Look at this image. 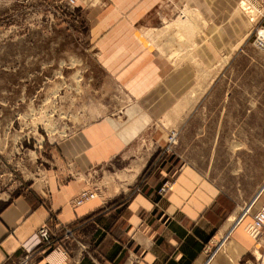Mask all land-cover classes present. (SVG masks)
Listing matches in <instances>:
<instances>
[{
	"label": "rangeland",
	"instance_id": "1",
	"mask_svg": "<svg viewBox=\"0 0 264 264\" xmlns=\"http://www.w3.org/2000/svg\"><path fill=\"white\" fill-rule=\"evenodd\" d=\"M240 1L236 13L246 25L238 26L240 31L228 43L217 41L214 56L193 53L194 37L206 24L195 29L191 21L199 13L179 1L169 15L158 17L155 12L151 24L139 26L138 33L145 44L159 47L174 62L194 59L196 80L162 120L168 130L165 145L134 190L167 155L178 159V169L194 166L218 193L211 218L217 225L222 222V231L219 228L207 244L209 258L218 254L219 240L222 243L231 227L225 214L242 212L264 180V53L253 43L255 29L264 21L255 11L246 12ZM98 56L85 14L77 6L69 7L66 0H0V208L18 195L46 192L53 181L63 184L85 176L64 151V143L97 113L117 112L127 102ZM140 144L143 149L150 146L147 141ZM134 159L117 158L89 171V190L108 192ZM250 227L245 231L256 242L254 264H263L264 239L252 236ZM76 244L75 231L66 239L57 227L50 243L33 242L30 256L24 250L4 264H69L70 258V264H76ZM130 261L144 264L129 256L118 264Z\"/></svg>",
	"mask_w": 264,
	"mask_h": 264
},
{
	"label": "crops",
	"instance_id": "2",
	"mask_svg": "<svg viewBox=\"0 0 264 264\" xmlns=\"http://www.w3.org/2000/svg\"><path fill=\"white\" fill-rule=\"evenodd\" d=\"M177 1L199 13V20L191 21L195 29L201 22L206 24L204 32L194 37L196 55L214 56L217 41L233 39L247 22L236 13L237 0L79 1L77 7L85 14L89 38L99 51L98 63L124 92L127 102L117 112L97 113L93 121L64 143V151L75 159L85 176L63 184L53 181L46 192L18 195L0 208V264L24 252L45 223L53 231L56 227L73 228L76 264H118L128 256L144 264L255 263L256 242L245 227L252 223L264 197L234 229L231 219L236 217L238 221L241 210L225 214L231 227L223 234L222 243L226 236L230 238L217 255L209 258L205 249L222 225L211 218L218 193L194 166L178 169V159L167 155L150 170L141 188L134 190L165 145L168 130L162 120L165 122L171 108L195 85L194 59L174 62L138 35L139 26L150 25L155 12L158 17L169 15ZM146 141L150 146L143 149L140 142ZM126 156L135 159L124 168L119 184L112 182L108 192L98 190L93 199L74 204L83 189H93L89 171ZM165 183L170 188L161 193ZM263 183L257 186L251 201Z\"/></svg>",
	"mask_w": 264,
	"mask_h": 264
},
{
	"label": "built area",
	"instance_id": "3",
	"mask_svg": "<svg viewBox=\"0 0 264 264\" xmlns=\"http://www.w3.org/2000/svg\"><path fill=\"white\" fill-rule=\"evenodd\" d=\"M79 1L80 0H66V4L69 7H76ZM245 1L246 3L249 4V6L253 5L262 10L260 15H261V20L264 21V0H245ZM253 43L261 52L264 53V25L261 24V25H258V27H256ZM157 160H159V157H157L156 162ZM169 188H170V185L168 183H165L162 186L160 192L165 193L167 192ZM263 193H264V187L259 192L257 197L253 199V201H250L248 204L245 205V206H248V208L246 209V211L243 210L242 212L248 213ZM96 196H97V192L95 193V192L90 191L89 189H83L80 192V194L74 199V204L76 206L81 205L84 201L91 199L93 197H96ZM61 229H63L64 237L66 239L74 237V231L71 228L65 226V227H61ZM252 229L257 234L259 232L264 231V203L257 209V211L253 215ZM52 234H53L52 228L47 223L43 224L34 238L35 244L38 245L42 242L50 243L52 239ZM32 248L33 246L31 245L26 248L27 254L31 252ZM25 258L28 259V256H26Z\"/></svg>",
	"mask_w": 264,
	"mask_h": 264
},
{
	"label": "bare ground",
	"instance_id": "4",
	"mask_svg": "<svg viewBox=\"0 0 264 264\" xmlns=\"http://www.w3.org/2000/svg\"><path fill=\"white\" fill-rule=\"evenodd\" d=\"M240 2H242V3H244V6H242V3H241V6L243 7V8H245L244 10L246 11V12H250L249 14H252L254 11L257 13V18H259V16H260V14H261V12H262V10L260 9V8H258V7H256V6H253V5H251V6H249V4L248 3H246V1L245 0H241ZM247 9V10H246ZM259 193H257V195H258ZM264 194V193H263ZM262 194V195H263ZM257 195L255 196V197H257ZM261 195V196H262ZM260 196V197H261ZM254 197V198H255ZM259 197V198H260ZM94 198V197H93ZM93 198H91V199H93ZM89 200V199H88ZM253 201V200H252ZM257 202V201H256ZM255 205V204H254ZM248 208V206H245L244 207V211H246V209ZM252 209H253V207L251 208V210L248 212V213H244V212H241V214H240V216L238 217L239 218V220L237 221V223L234 225V227H233V229L235 228V227H237L240 223H242L243 222V220L245 219L244 217H246V216H248V214H250V212L252 211ZM247 218V217H246ZM236 219H233V221H235ZM252 225H253V217H252V223H251V227H250V229H249V231L252 233V236L254 235L255 237H258L260 240L261 239H263L264 238V231L263 232H259L258 234L257 233H255L254 231H253V229H252ZM232 229V230H233ZM226 237H228L226 240H225V242L227 241V240H229V238H230V236L228 235V236H226ZM254 238V237H253ZM224 242V243H225ZM224 243H219V247H218V249L224 244ZM216 255V253H214L210 258H213V256H215ZM261 260H263V264H264V253L263 254H261Z\"/></svg>",
	"mask_w": 264,
	"mask_h": 264
}]
</instances>
